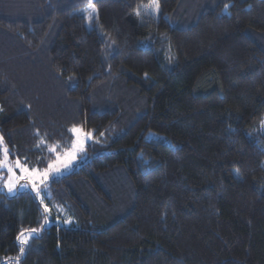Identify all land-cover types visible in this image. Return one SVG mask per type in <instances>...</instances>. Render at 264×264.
I'll return each mask as SVG.
<instances>
[{
	"label": "trees",
	"instance_id": "16d2710c",
	"mask_svg": "<svg viewBox=\"0 0 264 264\" xmlns=\"http://www.w3.org/2000/svg\"><path fill=\"white\" fill-rule=\"evenodd\" d=\"M158 3L0 0L7 164L91 134L0 183V264H264V0Z\"/></svg>",
	"mask_w": 264,
	"mask_h": 264
},
{
	"label": "rangeland",
	"instance_id": "374dc122",
	"mask_svg": "<svg viewBox=\"0 0 264 264\" xmlns=\"http://www.w3.org/2000/svg\"><path fill=\"white\" fill-rule=\"evenodd\" d=\"M92 5V4H90ZM94 11H90V17H93ZM75 128L78 131L74 134L73 132V144L72 146L64 152L62 155L59 156V160H57L53 165L54 167L51 170H48L47 178L42 179L40 176H37V183H36V189L39 190L40 196H43V188L47 184L48 181H50L53 177H59L65 174L70 173L73 171L79 164L87 160L86 156V145L91 140V134L86 133L81 129L79 126H73L72 129ZM258 130L261 134L264 135V118L260 121ZM9 166H12L15 169V172L17 176L21 175V171L19 168H15V163L9 164ZM7 172V168H4ZM31 169V168H29ZM39 173H44V170H38ZM9 178L8 172L6 173V179H3L0 177V183H5ZM23 185V187H21ZM5 191H8V188L5 186ZM20 190H27L31 189L36 192V189L33 188V183L30 182L26 177L18 180L16 182L15 188L13 189L12 194L16 193ZM10 193V192H9ZM49 210H47V214L49 215ZM50 218H52L49 215Z\"/></svg>",
	"mask_w": 264,
	"mask_h": 264
},
{
	"label": "snow or ice",
	"instance_id": "6c2138e0",
	"mask_svg": "<svg viewBox=\"0 0 264 264\" xmlns=\"http://www.w3.org/2000/svg\"><path fill=\"white\" fill-rule=\"evenodd\" d=\"M152 6L158 11L159 9V3L158 0H152ZM70 131H72L74 134L78 131L77 129L73 128ZM51 151H54L55 149H50ZM0 156H2V159H0V169L7 168V172L9 174L8 180L5 182V186L8 188V191L10 193L13 192V189L15 188L16 182L22 178H27L30 182L33 183V188L36 189V183H37V176H40L42 179L47 178L48 170H51L54 165L50 164L49 169L45 170L44 173H39L37 169H29L26 165L22 164L19 160L15 162V168H19L21 171V175L17 176L15 169L12 166H9L7 164L8 160V150L6 147L3 146V138L0 137ZM59 160V157H57ZM23 187V185L21 186ZM37 196H40V192L38 189H36ZM47 211V208L45 209ZM67 223V221H66ZM32 232H35V229L31 230ZM17 239L20 241L21 247L20 252L23 254L25 251L24 245L28 242V237H25L24 233L22 232Z\"/></svg>",
	"mask_w": 264,
	"mask_h": 264
}]
</instances>
